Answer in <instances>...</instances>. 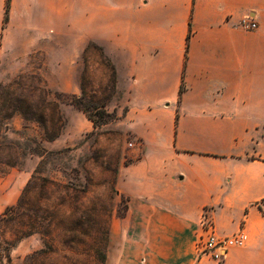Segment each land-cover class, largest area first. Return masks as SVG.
Segmentation results:
<instances>
[{
  "label": "crops",
  "instance_id": "1",
  "mask_svg": "<svg viewBox=\"0 0 264 264\" xmlns=\"http://www.w3.org/2000/svg\"><path fill=\"white\" fill-rule=\"evenodd\" d=\"M4 4L0 79L14 48L49 66L55 47L71 72L45 79L77 96L92 43L122 89L137 159L116 175L126 209L103 264H219L194 250L203 210L219 236L243 227L221 264H264V0H10L3 25Z\"/></svg>",
  "mask_w": 264,
  "mask_h": 264
},
{
  "label": "rangeland",
  "instance_id": "2",
  "mask_svg": "<svg viewBox=\"0 0 264 264\" xmlns=\"http://www.w3.org/2000/svg\"><path fill=\"white\" fill-rule=\"evenodd\" d=\"M71 53L75 51L71 49ZM12 54L11 59L4 57L1 61L6 73L0 83L9 82L19 73L41 77L46 87L58 95L65 127L57 139L47 142L39 140L35 124L25 123L19 117L8 122L5 136L21 146L23 155L16 166L0 167V215L6 207L15 204L38 165L41 175L63 186L64 202L57 205L58 215L51 223L50 252L34 255L37 261L31 257L25 261V257L43 248L41 237L33 234L8 251L9 263L4 245L0 261L2 264H101L109 244L110 223L121 218L125 210V199L114 190L118 169L137 159L131 155L136 150L135 141L123 118V93L112 65L95 47H90L84 56L86 63L82 54L77 58L84 76L81 87L85 94V99L77 103L95 119L96 110L101 108L110 116L104 125L94 129L84 114L69 104L71 95L56 91L45 79L47 73L54 81L69 75L68 68H60L61 59L67 56L65 51L52 48L49 66L45 65L42 51H31L24 61L20 60L19 49L14 48ZM80 95L81 92L77 96ZM50 98L55 99L52 95ZM254 147L257 149V145ZM58 196L54 195L53 204L58 202ZM10 239V231L0 235V243Z\"/></svg>",
  "mask_w": 264,
  "mask_h": 264
},
{
  "label": "trees",
  "instance_id": "3",
  "mask_svg": "<svg viewBox=\"0 0 264 264\" xmlns=\"http://www.w3.org/2000/svg\"><path fill=\"white\" fill-rule=\"evenodd\" d=\"M9 1L5 0L3 25L8 19ZM188 37L189 34L186 38L188 39ZM90 47H95L101 56L106 58L101 48L88 43L82 52L84 63H86L84 56L87 55ZM112 72L115 75L113 67ZM83 81L84 76L81 75V95H71L69 104L82 112L92 123V127L96 129L104 125L110 116L101 108L96 110L97 118L95 119L88 114V110L77 103L78 100L85 99L81 87ZM182 91L183 86L179 89V95ZM50 95L55 99L50 98ZM59 106L58 95L51 92L43 79L36 74L19 73L9 82L0 83V167L16 166L23 155L21 146L15 141L8 140L5 136L8 122L13 117H19L25 123L31 122L39 130L40 141L52 142L58 138L65 127V120ZM62 188L60 183L41 175L38 165L21 190L15 204L4 209L0 215V235L10 231L11 239L3 240L0 243V251L5 245L8 263L10 262L8 251L19 241L33 234H38L41 237L43 248L25 257V261L30 257L33 261H37V258L33 257L34 255H43L51 251L52 246L49 243L51 223L58 215L57 205L64 202V196L61 195ZM55 194L60 196H58V202L53 204L52 199ZM104 260L105 251L101 264L104 263ZM0 264H2L1 261Z\"/></svg>",
  "mask_w": 264,
  "mask_h": 264
},
{
  "label": "built area",
  "instance_id": "4",
  "mask_svg": "<svg viewBox=\"0 0 264 264\" xmlns=\"http://www.w3.org/2000/svg\"><path fill=\"white\" fill-rule=\"evenodd\" d=\"M241 27L245 30H253L256 23L248 16L241 20ZM130 147L131 144H128ZM199 225L201 233L197 236L194 243V250L199 256H210L221 263L224 253L230 247L242 246L245 243L246 237L243 227H240L231 236H219L207 216V211L203 210Z\"/></svg>",
  "mask_w": 264,
  "mask_h": 264
}]
</instances>
